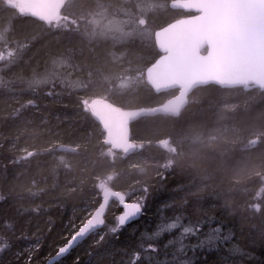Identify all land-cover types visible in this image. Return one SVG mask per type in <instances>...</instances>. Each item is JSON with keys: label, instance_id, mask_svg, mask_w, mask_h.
<instances>
[{"label": "trees", "instance_id": "obj_1", "mask_svg": "<svg viewBox=\"0 0 264 264\" xmlns=\"http://www.w3.org/2000/svg\"><path fill=\"white\" fill-rule=\"evenodd\" d=\"M172 1L67 0L45 25L26 16L23 0L10 6L0 0V193L7 197L0 200V243L7 236L13 245L0 253V264H25L15 253L37 236L42 247L32 264H45L100 202L99 184L135 195L147 185L144 212L113 234L121 209L112 202L106 226L60 264H147L148 256L166 264V251L178 244L167 250L164 244L179 230L147 237L176 215L186 225L199 222L203 233L219 225L233 237L195 252L190 246L197 238L190 237L187 256L195 264H264V92L197 88L176 117L132 122L130 154L106 147L91 111L83 110L84 98L131 110L160 106L177 94L155 93L144 76L158 58L154 32L188 16L169 9ZM123 20L137 22L117 30ZM123 29L134 34L124 36ZM141 32L148 34L144 41ZM30 99L35 103L27 107ZM21 232L27 241L15 240ZM98 235H105L99 244ZM149 243L158 251H147ZM234 246L246 255H230L226 248Z\"/></svg>", "mask_w": 264, "mask_h": 264}, {"label": "water", "instance_id": "obj_2", "mask_svg": "<svg viewBox=\"0 0 264 264\" xmlns=\"http://www.w3.org/2000/svg\"><path fill=\"white\" fill-rule=\"evenodd\" d=\"M66 2L67 0H24V11L29 18L48 25L56 19L46 22L44 17L55 15L58 18ZM207 3L208 0L170 2L171 10L188 16L160 28L165 30L159 35H155L156 31L153 34L157 50L163 44L165 55L160 56L145 70V82L155 93L176 91L174 97L154 108L131 110L116 108L102 100L92 102L90 111L104 135L106 147L130 154L133 151L130 136L132 122L141 117H176L197 88L215 85L223 89L242 88L245 92L257 89L264 92V40L231 37L226 18L215 26L202 27L199 17L207 11ZM209 33L216 34L211 42ZM112 202L118 204L112 199L109 205ZM88 237L78 241L70 253Z\"/></svg>", "mask_w": 264, "mask_h": 264}, {"label": "snow or ice", "instance_id": "obj_3", "mask_svg": "<svg viewBox=\"0 0 264 264\" xmlns=\"http://www.w3.org/2000/svg\"><path fill=\"white\" fill-rule=\"evenodd\" d=\"M11 5V0H8V6ZM229 21L228 34L236 39H253V40H264V0H208L207 11L199 17L201 20L202 27H211L219 24L223 19ZM46 22H51L57 19L55 15L44 17ZM141 25H146L147 20H141ZM56 28H59L57 23ZM167 27V26H165ZM66 30V29H65ZM165 29H157L155 35H159ZM128 36H132V32L126 33ZM147 32H141L138 34L139 39L144 41L147 38ZM210 42L212 38L216 37L215 33H209ZM155 42V41H154ZM165 46L160 44L158 48V58L165 55ZM14 56L13 52L8 53V58L11 59ZM5 60L4 56H0V61ZM151 68H149V71ZM41 83H47L48 81L42 80ZM54 83V82H53ZM63 83V81H61ZM83 87V85H82ZM264 90V85H262ZM49 95L54 93L49 92ZM33 100H28L26 106L34 105ZM83 110L88 112L92 108V102L89 98L81 100ZM166 178V176H163ZM111 179V177L109 178ZM100 192L99 203L94 209L86 210L85 216L80 220L79 225L76 227L74 233L70 238H66L65 243L61 246H57L54 253L48 254L45 264H60L62 259L76 246L78 241L88 237L90 234L98 229H102L106 226V209L109 205L110 200L115 199L121 211L115 217V224L111 227L110 231L113 234L118 233L123 227L130 222L138 218L145 209L146 194L148 193L147 185L140 189L143 195H135L134 191L124 192L119 190H113L105 184H99L96 186ZM43 191V190H41ZM35 196V193H32ZM5 197L0 193V200H4ZM185 203L187 201L185 200ZM33 211H39V208L32 209ZM255 211H259L260 207L257 205L254 208ZM10 222H5V227L9 226ZM177 230H179L177 232ZM177 232V238L169 239L164 248L167 250L170 246L177 245L178 247L171 253L166 251V257L170 259L166 260V264H195L193 259H189L187 256V250L189 244L185 241L190 237H195L196 242L191 244L190 250L195 252L197 250H204L206 248H220L222 245H226L233 237L231 235L224 234L221 226L217 225L212 227L207 233H203V225L199 222L195 224H185V220L180 216L176 215L171 219L163 220L159 223L157 229L147 237L149 240H155L164 234H172ZM201 234L202 238H201ZM4 243H0V253L12 248V242L7 236H5ZM29 238L21 232L15 236L16 241H27ZM105 240V235H98L96 243L99 244ZM42 247L40 238L37 236L33 238L30 244L22 245L16 251L15 255L17 259L24 258L25 264H32L35 253L40 251ZM143 247V245H142ZM147 251L155 253L158 251V247L154 243L147 245ZM226 251L230 255H246L245 251L239 247L226 248ZM137 259L140 257V253H134ZM147 264H153V258L151 256L146 257ZM75 264H79L77 260ZM155 264H160L156 261Z\"/></svg>", "mask_w": 264, "mask_h": 264}, {"label": "rangeland", "instance_id": "obj_4", "mask_svg": "<svg viewBox=\"0 0 264 264\" xmlns=\"http://www.w3.org/2000/svg\"><path fill=\"white\" fill-rule=\"evenodd\" d=\"M23 1H24V0H23ZM139 21H140V20H139ZM139 21H138V22H139ZM136 22H137V20H136L135 22H129L128 20H123V22H119L120 24H119V26H117L116 29H117V30L120 29L121 27H123V26L126 25L127 23H131L132 26L134 27V26L136 25ZM111 28L114 29L115 26H114V27H111ZM128 32H132V33H133V30L128 31ZM128 32H127V33H128ZM121 34L125 36L126 31H125L124 29L121 30ZM133 34H134V33H133ZM111 149H112V148H111ZM111 149H108V150L106 151V153L110 155V154H111V151H112Z\"/></svg>", "mask_w": 264, "mask_h": 264}, {"label": "flooded vegetation", "instance_id": "obj_5", "mask_svg": "<svg viewBox=\"0 0 264 264\" xmlns=\"http://www.w3.org/2000/svg\"><path fill=\"white\" fill-rule=\"evenodd\" d=\"M23 6H24V1H23Z\"/></svg>", "mask_w": 264, "mask_h": 264}, {"label": "bare ground", "instance_id": "obj_6", "mask_svg": "<svg viewBox=\"0 0 264 264\" xmlns=\"http://www.w3.org/2000/svg\"><path fill=\"white\" fill-rule=\"evenodd\" d=\"M169 7V6H168ZM170 9V8H169Z\"/></svg>", "mask_w": 264, "mask_h": 264}]
</instances>
